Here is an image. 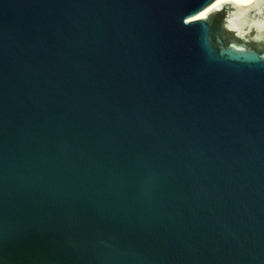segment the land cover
I'll return each mask as SVG.
<instances>
[{"label": "water", "instance_id": "water-1", "mask_svg": "<svg viewBox=\"0 0 264 264\" xmlns=\"http://www.w3.org/2000/svg\"><path fill=\"white\" fill-rule=\"evenodd\" d=\"M0 264H264V0H0Z\"/></svg>", "mask_w": 264, "mask_h": 264}]
</instances>
